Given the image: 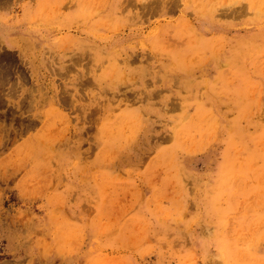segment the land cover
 I'll return each mask as SVG.
<instances>
[{
  "label": "rangeland",
  "instance_id": "374dc122",
  "mask_svg": "<svg viewBox=\"0 0 264 264\" xmlns=\"http://www.w3.org/2000/svg\"><path fill=\"white\" fill-rule=\"evenodd\" d=\"M0 264H264V0H0Z\"/></svg>",
  "mask_w": 264,
  "mask_h": 264
}]
</instances>
